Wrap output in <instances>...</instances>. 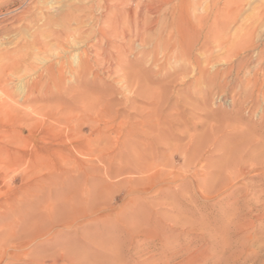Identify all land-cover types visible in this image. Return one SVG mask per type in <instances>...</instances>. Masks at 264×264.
Listing matches in <instances>:
<instances>
[{"label":"rangeland","instance_id":"1","mask_svg":"<svg viewBox=\"0 0 264 264\" xmlns=\"http://www.w3.org/2000/svg\"><path fill=\"white\" fill-rule=\"evenodd\" d=\"M216 15L226 16L227 21L220 18L226 25L214 21ZM201 17L206 19L198 21ZM49 32L68 33L70 39H45ZM103 52L114 57L112 69ZM85 53L89 72L81 80L94 81V92L111 99L106 110L112 120L98 122L103 163L97 164V173L88 168L85 182L72 183L71 178L61 193L74 195L76 205L72 213H61L45 227V236L26 242L3 235L0 264H29L12 259L10 253L47 258L58 247L69 248L76 264H264V171L252 166L244 174L222 171L228 164L242 168L247 148L239 160L221 157L232 146L229 130L264 139V0H0V98L9 95L17 107L14 116L0 123L3 136L33 139L26 113L41 117L40 105L59 103L25 101L28 85L60 62L65 64L63 85L75 86L76 75L66 64L74 57L84 59ZM75 66L78 70L81 63ZM197 66L206 68L211 78L218 74V88L206 87L205 93L203 80L211 78H201ZM162 92L166 120L156 144L150 145L158 133L151 132L149 124L155 123V103ZM142 116L151 119L140 123ZM84 120L92 124L86 115ZM186 125L195 129L185 130ZM83 130L85 137L94 138L88 127ZM204 130H217L209 146L202 145ZM219 140L223 147H216ZM6 147L11 154L0 153L3 233L29 223L35 214L46 218L49 203L61 194L34 185L45 173L30 170V148ZM196 155L199 162L187 166ZM84 159L87 166L96 164L88 156ZM154 169L162 172L161 178L146 181ZM109 183L116 187L107 193ZM91 188L98 196L94 203ZM19 240L22 246L12 247ZM51 244H56L53 249Z\"/></svg>","mask_w":264,"mask_h":264},{"label":"bare ground","instance_id":"2","mask_svg":"<svg viewBox=\"0 0 264 264\" xmlns=\"http://www.w3.org/2000/svg\"><path fill=\"white\" fill-rule=\"evenodd\" d=\"M139 16H142V14L139 15ZM149 16L150 15H148V18H149ZM144 18H146V17H144ZM204 18L205 17H201L200 19H198V21L203 20ZM220 18H223L222 20H225L226 16L222 17V16H219V15H216L214 17V21H218ZM262 18L263 17H261V19ZM143 19L142 20L140 19V20L143 21ZM227 19H230V18L227 17ZM151 20L153 21L154 19H151ZM148 21L152 22L150 20H148ZM205 21H207V20H205ZM225 21H227V20H225ZM225 21H222V22H224V24H225L226 23ZM155 22H154V24H155ZM137 24H138V22H137ZM152 24H149V25H152ZM202 24H201V26L203 27ZM139 27H141V26H139ZM148 27H150V26H148ZM146 29L142 28V31L144 32V30H146ZM223 29H224V27H223ZM122 31L124 32V30H122ZM248 31H249V29H248ZM59 33L60 32L45 33V39H49V40L55 39V41H56V39L57 40L63 39V37L66 40L70 39V34L66 33L64 36H62ZM141 33H142L141 31L139 33H136V35H135L136 38L139 39L141 37V35H139V34H141ZM126 35H128V34H126ZM103 36H104V33L102 34V38H103ZM247 36L248 35H246V37ZM123 37H125V36H123ZM126 38H127V36L125 37V39ZM121 40H122V36H121ZM222 40H223V38L221 39V41ZM41 41H44V40H41ZM238 41H239V39H238ZM240 42H242V41H240ZM240 42H238V43H240ZM222 43H225V42H222ZM220 44H221V42H220ZM243 45H244V42H243ZM243 45H241V46H243ZM231 50H233V49H231ZM205 51H206V49H205ZM242 51H244V50H242ZM94 52H95V54H98L97 51H94ZM230 54H231V52H230ZM103 55H104L103 58L106 60L107 65L110 66L112 64L111 62H112V59L114 57H112V55L109 54L108 52H103ZM83 57H84V59L80 58V57H77V58L74 57L72 59L73 63H67L66 64V65H69V69L72 71V73L74 75H76L77 84L75 86L73 85V86L66 87V86L63 85V83H62L63 80L62 79H63V70H65L64 69L65 68V64L64 63H60V62L58 63L56 68L52 67V66H49V67L45 68V71L41 75H38V77L35 80H33L31 82V84L28 85V91H27L28 94L26 95V100L25 101H27V102H35V103H38V102L39 103H43V102H46V103H59L58 105H56V104L55 105H49L48 104L47 106L46 105H40V106L38 105L39 106L38 107V112L39 113H37V114H40L41 117H34L33 118L32 117L33 115H31V114L27 115V113H26V116L27 117L29 116V119L31 120V122L26 127L31 132H33V134H34L33 135V139L30 140L29 138H23L21 136H20L19 139H16V138L12 139L11 136L10 137L7 136V135L3 136L2 130L0 129V153H5L6 155L11 154L10 149L8 147H6V145H8V144L15 145L16 147L20 146V147H24V148H30V153L27 154L30 170L33 169L36 172L44 171V173H45L42 177H40L38 180H36V183H34V185L35 186L37 185L38 189H41V188L47 189L48 193H51L52 191L61 193L63 190L68 188V185L70 184L71 178H73L72 183L74 181H76V180L77 181H81V183H82V181L85 182V180L83 178L85 176H87L86 178H89V176L87 175L88 168L93 170V173H95L96 169L99 167V166H97V164L99 165V163H103V160H102V157H101V152H100V149L98 148V143H99V140H100L99 139V133L101 134V131L99 132V130H98V122H99L100 118L102 119V118H105V117L107 118V120H106L107 122H110L112 120L113 114L110 113V111L106 110L110 106L109 105V101L111 99H108L107 95H103L101 93H95L94 92V91L97 90L96 89L97 88V84H95L94 81H93L94 83L93 82H91V83L89 82L88 83V82H85V81L81 80V77L83 76V74L86 73V72H89L88 69L85 66V65H87V63L89 61V59L86 58V53L84 54ZM229 57H231V55ZM101 59H102V57H101ZM77 62H79V64L81 63L80 69L78 68V70H76L74 68L75 65L77 66ZM195 62L197 63L196 60H195ZM202 62H204V61H202ZM225 62H226V59H225ZM242 62L244 63L243 60H242ZM204 64H205V62H204ZM259 64H261L260 60H259ZM97 65L98 64H96V66ZM209 65L207 64V65H204V66H209ZM241 65H242V63H241ZM256 65H258V64H256ZM110 67L112 69V66H110ZM240 67L241 66L238 65L236 67V69H238ZM193 68H195V67H193ZM97 69H98V67H97ZM111 69L109 71H111ZM100 70H102V69H100ZM100 70H99V72H100ZM197 70H198V74H199V76L201 78H206V76H208V74H209L208 71L206 70V68L203 69V68H200V67L197 66ZM129 72L130 71H128V73ZM134 72H132V74L133 75L135 74V76H136L138 73L136 74V71H134ZM90 73H91V71H90ZM228 73H229V71L226 72L224 75L226 76ZM217 75L218 74L216 73V75H214L212 78L210 76L207 77V78H211V79L203 80V82L205 81V85H204V88H205L204 90L206 91L205 93H207V88L206 87H209L208 88L209 90L210 89H214L213 87L218 88L217 83L214 82L215 81V76L217 77ZM228 76H229V74H228ZM0 77H2V76L0 75ZM138 77L140 78V75H138ZM45 78H47V79L45 80ZM234 80H236V78ZM232 82H233V79H232ZM2 83H3V80H1V78H0V85H2ZM232 85H233V83H232ZM147 87H146V89H147ZM52 88H54L55 91H52ZM85 89H86V91H85ZM89 89H91V90H89ZM148 89L150 90L151 88H148ZM239 90H240V88H239ZM151 91L153 93L152 89H151ZM143 93H144V91H143ZM145 93H148V92L146 91ZM149 94H147V95H149ZM163 94L164 93L162 92V94L160 93L159 95H157L158 97L161 96L160 99L157 100L156 103H155V111L156 112H154V113H156V117L157 118L155 120V123H153L152 125L149 124V128H150L151 132L156 130L157 133H158V135H155L154 137L150 136L151 137V141L149 142L150 145H155L156 144V142L158 140L157 137L160 136L159 135L160 134V128H161V126L164 124V122L166 120L165 119V114H163V113L161 114V111H162V108H163V106H162L163 104L161 105V103H163L162 102L163 101ZM250 96H251V94H250ZM149 98L150 97H148V98L146 97L147 101H148ZM155 98H156V96H155ZM188 99L191 100L192 98H188ZM12 101L13 100H12V98L9 95L6 96V97H2V99L0 100V123L5 121V117H8L10 115L14 116L13 115L14 112L17 111V107L15 106L14 102H12ZM78 109H80V112L72 113L73 111L78 110ZM195 109H197V107ZM145 110L146 109H144V111ZM149 110H152V109H149ZM36 111H37V109H35V111H33V112H36ZM85 111H87V113H89V114H85ZM103 111L106 114L103 113ZM152 112H153V110H152ZM78 114H79V116H78ZM85 115H86V118L88 117V119L91 121V123H92L91 125L90 124H85V120H84L85 119ZM148 118L149 117H143L142 116L141 120H140L141 121L140 123L147 122ZM149 119H151V118H149ZM171 121L176 122L175 119H173ZM212 121H213V119H212ZM74 123H76V124H74ZM84 126L89 128L90 133H91L90 135L94 137L93 139H90L89 137H85L84 136V130H83ZM184 129L185 130H190V129H195V127H192L191 125H186V126H184ZM241 130H242V128H241ZM142 131L146 135L148 134L147 131H145L143 129H142ZM216 131L215 130H206L204 132L203 143H202L203 146H209L210 145L209 144L211 142L210 138L213 137V135L216 133ZM227 133L229 134L228 135L229 136L228 141H229L230 144H232V146H230V149H224L222 151L221 157L222 156L223 157L226 156L227 159L233 160V159L236 158L237 160H239V159L242 158L241 155H243V153H245V150H247V149L248 150H247V153H246V156H245V162H242L243 165L241 164L242 168H236V167L233 168V167H231V165L228 164L227 166L222 168V171H224L226 173L227 172L237 171L238 173L244 174L246 171H248V168L251 167V166L253 168H258V169L264 171V161H263L264 160V139L263 140H259V141L258 140H254V137L252 135H245L246 133H242L243 135H237L234 130H229L228 132H226V134ZM24 134H27V132H25ZM101 136L102 135H100V137ZM197 137H199V136H197ZM200 137L202 139V135ZM179 138H180V136L177 137V139H179ZM188 140H189V137H188ZM200 140L198 139V141H200ZM198 141H196V142L198 143ZM188 143H185V144L188 145ZM1 144H3V145H1ZM216 144H217L216 147H220V146L223 147L224 146V141H220L219 140ZM247 144H249V148L247 147ZM196 145H199V143L196 144ZM107 148H108V146H107ZM196 148H194V149H196ZM245 148H247V149H245ZM109 149L112 152V148H109ZM199 150L200 149H198V151ZM193 151H195V150H193ZM111 152H109V153H111ZM104 153L105 152H103V154ZM12 155L13 156H18L17 152H13ZM133 155H135V154H133ZM87 156L90 157V160L92 162L96 163V164H94V165L90 164V166H87V161H86L87 159H84V157H87ZM153 156H154V154H153ZM136 157L137 156H135V158ZM199 160H200L199 157L196 155L195 158H189L188 162H186V165L189 166L192 163L199 162ZM153 161H155L154 157H153ZM147 164H150V163H147ZM107 168H109V167H107ZM145 168H148V166H146ZM103 169L106 170L105 168H103ZM148 170L149 169H147V172H148ZM203 170H205V169L203 168ZM216 170H219V169H216ZM105 173L108 176H110V174L111 175L115 174V173H113V172L111 173L109 171L108 172L106 171ZM144 173H146V172H143V174ZM148 173H150V172H148ZM231 174L232 173H230V175ZM145 175L147 176V174H145ZM161 176H162V172L161 171H156V169H154V171L152 172V175H150L149 177H146L147 178L146 181L153 183V182H156V180H158V178H161ZM116 183H117V181H116ZM106 186H105V188L109 189L107 193L111 192L113 190V188L116 187V186H114L113 183H109ZM90 192L92 193L90 195V199H92V200H90V202L94 203L95 201H97L98 196L95 195V192H94L93 188H91ZM104 195H105V193H104ZM73 197H74V195H68L67 196V195H64V194L61 193L57 198H54L53 201H51V203H49V208H47L48 211L44 212L46 218H44L42 216V214H39V215L35 214L34 216L31 215L32 217H30L27 220V222H29V223H27V224L25 223L23 225H20V227H18L17 229H10L8 231L6 230V232L4 231L5 233L0 231V239L3 238L4 237L3 235H5V234H7V236H10V238L11 237H13V238L15 237L17 239H19V238L20 239H25L24 241H26V242H32V241H35V239L42 238L43 236H45V227H49L50 224L53 225V222L56 221V219L58 218L59 215H61V213H68V214L72 213V209H73L74 205H76L75 204L76 201L74 200ZM5 202H7V201H4V203ZM89 205H91V203H89ZM37 229L42 230V232H40V233L37 232L38 231ZM20 243H21L20 240L17 243L16 242H12V244H13L12 247H15L16 245H19ZM21 244H20V246H22ZM44 245L46 246V244H42V246H44ZM55 245L56 244H54V245L51 244V246L49 248L53 249L55 247ZM68 251H69V248H67V247H58V249H56L55 252H53L52 254L51 253L49 254V257L46 256L47 258H43L42 255H38L39 257L42 256L41 257V259L43 258L42 260L41 259L39 260L38 256H37L38 257L37 258L35 255H33L34 253L31 255V252L29 253V258L25 257L24 255L23 256L17 255L15 253H10V256H11L12 259L17 260V261H19L20 258L23 259V260H27L26 262H28L29 264H58L61 261H65V263L75 262V261L71 260L72 259V255L70 256ZM36 253H38V252H36ZM34 257H36V258H34ZM78 262L79 261L75 262V264L78 263Z\"/></svg>","mask_w":264,"mask_h":264}]
</instances>
